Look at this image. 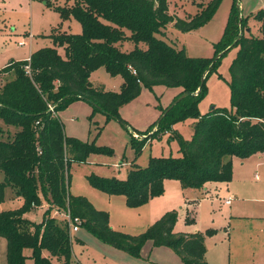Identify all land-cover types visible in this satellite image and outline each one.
<instances>
[{
	"label": "trees",
	"instance_id": "16d2710c",
	"mask_svg": "<svg viewBox=\"0 0 264 264\" xmlns=\"http://www.w3.org/2000/svg\"><path fill=\"white\" fill-rule=\"evenodd\" d=\"M68 1L69 5L56 9L63 19L78 20L81 32L52 33L53 46L35 50L28 60H10L5 72L11 78L0 82V203L8 187L21 199L17 207L0 210L6 264H77L67 214L103 243L133 257H139L143 245L151 241L155 247L172 249L184 264H207L205 239L214 229L175 231L178 212L172 209L143 232L129 234L113 229L108 213L87 197L69 192L72 163L113 151L65 134L56 112L82 99L92 105L93 113L101 111L107 120L126 125L119 109L143 88H181L185 97L153 124L152 134L171 131L179 155L150 157L145 167L131 165L123 179L91 173L86 177L89 184L108 195H122L128 207H139L163 193L166 179L179 181L183 189L229 182L233 157L264 154V8L250 14L260 24V35H252L246 33L249 15L243 17L237 0H232L214 56L207 58L188 56L157 34L171 22L183 32L200 28L212 19L221 0H185L196 4L195 13L186 19L169 13L168 0ZM124 42L133 47L123 49ZM58 47L63 48V56ZM233 47L237 51L229 64L231 107L211 106L200 114L198 103L206 92L207 73ZM101 67L111 76L122 77L119 91L93 86L89 76ZM186 118L195 119L189 139L172 129ZM148 139L131 136L135 157ZM44 204L47 208L40 221L25 216ZM54 210L64 216H54ZM193 211L186 212L187 221L195 222Z\"/></svg>",
	"mask_w": 264,
	"mask_h": 264
},
{
	"label": "rangeland",
	"instance_id": "374dc122",
	"mask_svg": "<svg viewBox=\"0 0 264 264\" xmlns=\"http://www.w3.org/2000/svg\"><path fill=\"white\" fill-rule=\"evenodd\" d=\"M66 0H0V71L1 82L11 78L5 72L10 60H28L35 50L53 46L54 33H80L81 24L74 17L63 19L56 6H67ZM232 0H221L212 19L192 31L183 32L173 22L167 24L163 33L157 36L176 48H183L191 57H213L214 44L218 42L227 22ZM243 17L249 15L248 27L252 35H260L259 22L250 14L264 8V0H237ZM169 13L188 18L195 13L196 4L185 0H168ZM53 33V34H52ZM131 43L124 42L123 49H131ZM233 47L218 60L216 68L207 73L206 92L198 103L200 114L211 106L230 108L229 64L236 54ZM63 56L64 50L58 47ZM93 86L110 91H119L120 75L111 76L103 67L91 73ZM181 88L154 86L143 88L141 93L122 105L119 115L127 124L116 119H106L101 111L93 113L92 105L86 100H76L56 112L65 134L81 141L112 148V155L90 154L85 162L72 163L69 169L68 190L73 195H83L100 210L106 211L113 229L129 234H139L154 223L163 213L175 209L178 218L174 229L181 232H215L205 239L207 264H264V162L258 159L235 158L240 168L243 183L235 181L209 182L205 187L194 190L182 189L179 181L164 182L162 194L149 199L139 207H128L122 195H108L93 188L87 175L93 173L105 177L125 178L131 165L145 167L150 157L178 156L177 141L170 137L171 131L152 135L161 119L163 110L181 93ZM195 119L186 118L175 122L172 129L189 139L193 134ZM10 132L13 129L3 125ZM128 128H126V127ZM153 126V127H152ZM12 130V131H11ZM149 139L135 157L131 148V136ZM152 135V136H151ZM243 166L241 165V162ZM235 186V187H234ZM234 187L233 192L229 189ZM233 193V194H232ZM232 195L229 205L223 201ZM197 204L192 206V200ZM21 199L15 197L11 188L5 189V198L0 210L15 208ZM47 205L35 207L25 216L40 221ZM195 208V209H194ZM187 210L193 211L195 222L187 221ZM54 216H64L54 210ZM73 258L77 264H184L169 247H155L150 241L141 248L140 256L128 253L103 243L86 229L72 232ZM0 264L5 261V239L0 238Z\"/></svg>",
	"mask_w": 264,
	"mask_h": 264
},
{
	"label": "crops",
	"instance_id": "0c3cea01",
	"mask_svg": "<svg viewBox=\"0 0 264 264\" xmlns=\"http://www.w3.org/2000/svg\"><path fill=\"white\" fill-rule=\"evenodd\" d=\"M31 54V53H30ZM29 58V57H28ZM9 63V61L6 63V65ZM5 65V66H6ZM1 69L2 68H0V71H1ZM90 76H91V74H90ZM90 76H89V80H90ZM0 79H1V74H0ZM122 81H123V79H122ZM0 82H1V80H0ZM90 82H91V80H90ZM92 83V82H91ZM122 84V83H121ZM252 157H255L256 159H258V162H257V164H260L261 162H264V154H254V155H251V156H249V157H247V158H244V159H240V158H237L238 160H248V159H250V158H252ZM243 161L241 162V165L243 166ZM232 178L235 180V181H238L239 183H243V180L241 179L242 178V174H241V172H240V168H239V166H237V163L235 162V158L233 159L232 158ZM167 180H172V179H166L164 182H166ZM232 180V179H231ZM231 180L229 181V182H225V183H229V185H230V183H231ZM207 184V183H206ZM205 184V185H206ZM205 185H204V187H205ZM235 187V186H234ZM234 187H231L230 189H229V192L231 191V192H233V189H234ZM182 188V187H181ZM183 189V188H182ZM186 190H194V189H186ZM233 194V193H232ZM232 195H229V197H227V198H229L230 199V201H229V203H225V199H227V198H225L224 199V203L225 204H227V205H229L230 204V202H231V199H232V197H231ZM197 204V198H195V199H193L192 200V203H191V205L192 206H194V205H196ZM195 209V208H194ZM189 210H187V212H188ZM175 230V229H174ZM176 231V230H175ZM151 242V241H150ZM152 243V242H151ZM162 247H165V246H162ZM179 257V256H178ZM181 260V259H180ZM183 263V262H182Z\"/></svg>",
	"mask_w": 264,
	"mask_h": 264
},
{
	"label": "built area",
	"instance_id": "2783aa9c",
	"mask_svg": "<svg viewBox=\"0 0 264 264\" xmlns=\"http://www.w3.org/2000/svg\"><path fill=\"white\" fill-rule=\"evenodd\" d=\"M25 67H26V69L28 68V66H25ZM49 110H50V111H53V106H52V105H49ZM229 201H230L229 198L225 199V203H229ZM65 217H66V218L68 219V221H69V225H70V229H71V231H72V232H76V231H78V229H79V220H78L77 218L71 220V219L69 218L68 214L65 215Z\"/></svg>",
	"mask_w": 264,
	"mask_h": 264
},
{
	"label": "water",
	"instance_id": "95a60500",
	"mask_svg": "<svg viewBox=\"0 0 264 264\" xmlns=\"http://www.w3.org/2000/svg\"><path fill=\"white\" fill-rule=\"evenodd\" d=\"M247 31H250V28H247ZM236 41V40H235ZM235 41L230 45V46H232L234 43H235ZM229 46V47H230ZM220 54H218V56H219ZM202 83H203V80L201 81V84H200V86H199V88H198V90L200 89V87H201V85H202ZM197 90V91H198ZM196 93V92H195ZM194 93V94H195ZM185 95H186V93H184V94H182V95H180L179 97H177L167 108H166V110L162 113V115H161V118L163 117V116H165V114L167 113V111L174 105V104H176L178 101H180L183 97H185ZM126 127V126H125Z\"/></svg>",
	"mask_w": 264,
	"mask_h": 264
}]
</instances>
